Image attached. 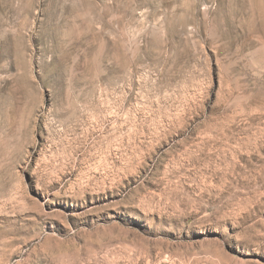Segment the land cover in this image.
<instances>
[{
    "label": "rangeland",
    "instance_id": "obj_1",
    "mask_svg": "<svg viewBox=\"0 0 264 264\" xmlns=\"http://www.w3.org/2000/svg\"><path fill=\"white\" fill-rule=\"evenodd\" d=\"M0 264H264V0H0Z\"/></svg>",
    "mask_w": 264,
    "mask_h": 264
}]
</instances>
